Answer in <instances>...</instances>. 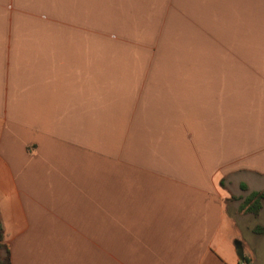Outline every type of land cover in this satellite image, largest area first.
I'll list each match as a JSON object with an SVG mask.
<instances>
[{
    "label": "crops",
    "instance_id": "0c3cea01",
    "mask_svg": "<svg viewBox=\"0 0 264 264\" xmlns=\"http://www.w3.org/2000/svg\"><path fill=\"white\" fill-rule=\"evenodd\" d=\"M135 3L203 7L0 0V219L13 264L240 263L223 233L234 190L239 201L264 191V0H209L205 34L179 14L185 35L155 51L146 32L107 34V9L128 25L131 12L115 10Z\"/></svg>",
    "mask_w": 264,
    "mask_h": 264
},
{
    "label": "rangeland",
    "instance_id": "374dc122",
    "mask_svg": "<svg viewBox=\"0 0 264 264\" xmlns=\"http://www.w3.org/2000/svg\"><path fill=\"white\" fill-rule=\"evenodd\" d=\"M202 5L203 7L201 10L199 11L196 10L194 12H191L190 10H186V9H170L169 11H166L161 8H159L156 11H153L152 9H150L151 5L147 4L146 7H141L138 5V3H135L133 4V6H135L134 8L129 9L130 7L127 6L125 7V9L120 8L115 10V12L118 15H121L120 13L124 14L126 12H131L130 18L122 19V21L123 22L126 21L128 25L125 24L117 25V27L111 25L110 23L111 19L108 16H110L112 13H110L107 9L106 11L107 24L105 28L107 34H111L113 36L119 35L120 37V38L110 37L111 40L112 39L130 40L131 38H133L132 36L133 34L146 32L147 34L156 37L158 39L157 43H153L151 46H148L147 48L148 49L151 48L154 51L160 50V48L162 49L163 43H161V39L163 37H168L172 39L179 35L180 36L185 35V30H184L185 22H182L179 19L178 16L179 14L183 16L187 15L188 22H190L189 16L194 17L195 32L201 34L209 33V30L213 22V16H211V11H212L211 4L209 7V0H203V4L202 3L200 4V8ZM179 21L181 23L180 27H179ZM111 28L113 29V31L111 30ZM138 44L143 46L142 43H138ZM178 44L179 43L177 42H171V46L174 49H177ZM114 48H116V44ZM119 48H123L127 50L133 49L132 46H128L127 48V46L124 45L119 46ZM234 192L236 194L235 193L231 194L232 196L231 201H234L233 204L230 205L229 202L227 203L228 214H230V216L234 219H229L226 222L224 228L225 231L223 235L225 238L232 239V241L236 240L243 243L245 250V258H247V261L243 262L244 264H264V233L258 234L254 232L257 226L264 227V213L262 214V217H261V213L258 217H254L252 215L244 214L240 212V204L242 203V200L240 199L241 201H239L237 197L239 195L238 190H234ZM237 206L239 207V209H237Z\"/></svg>",
    "mask_w": 264,
    "mask_h": 264
},
{
    "label": "trees",
    "instance_id": "16d2710c",
    "mask_svg": "<svg viewBox=\"0 0 264 264\" xmlns=\"http://www.w3.org/2000/svg\"><path fill=\"white\" fill-rule=\"evenodd\" d=\"M243 191H247L246 185H241ZM264 209V191H255L250 193L240 204V212L258 217ZM255 233L263 234L264 227L257 226ZM247 261V258H245ZM244 261V262H245ZM0 264H13L10 247L5 243V230L0 219ZM241 264V262L239 263Z\"/></svg>",
    "mask_w": 264,
    "mask_h": 264
},
{
    "label": "water",
    "instance_id": "95a60500",
    "mask_svg": "<svg viewBox=\"0 0 264 264\" xmlns=\"http://www.w3.org/2000/svg\"><path fill=\"white\" fill-rule=\"evenodd\" d=\"M235 248H236V254L238 256V259L240 260V262H244L245 261V252H244V248L243 245L240 241H236L235 242Z\"/></svg>",
    "mask_w": 264,
    "mask_h": 264
},
{
    "label": "built area",
    "instance_id": "2783aa9c",
    "mask_svg": "<svg viewBox=\"0 0 264 264\" xmlns=\"http://www.w3.org/2000/svg\"><path fill=\"white\" fill-rule=\"evenodd\" d=\"M241 264H244L243 262Z\"/></svg>",
    "mask_w": 264,
    "mask_h": 264
}]
</instances>
